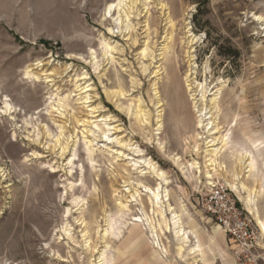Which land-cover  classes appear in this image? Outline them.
<instances>
[{"label": "rangeland", "instance_id": "374dc122", "mask_svg": "<svg viewBox=\"0 0 264 264\" xmlns=\"http://www.w3.org/2000/svg\"><path fill=\"white\" fill-rule=\"evenodd\" d=\"M118 1L0 0V264H99L94 249L105 248L106 263L125 264L127 232L148 228L131 224L143 210L166 263L187 264L194 254H180L152 211L142 185L158 181L133 165L141 159L165 171L186 227L219 238L232 257L203 203L209 182L231 186L240 172L264 218V0H128L135 10L130 20L121 10L124 22L108 11ZM211 139L219 164L208 171Z\"/></svg>", "mask_w": 264, "mask_h": 264}, {"label": "bare ground", "instance_id": "6f19581e", "mask_svg": "<svg viewBox=\"0 0 264 264\" xmlns=\"http://www.w3.org/2000/svg\"><path fill=\"white\" fill-rule=\"evenodd\" d=\"M135 4H136V2H134V1H133V4H129L128 0H119L117 4H111L109 6V8H108V11H109L110 14H111V12L113 10L115 12L118 11V17H117L116 20H119L120 22H124L122 20L121 15H120L121 10H123V14L126 17V20H130L131 19L130 15H131L132 11L135 10ZM106 46H107L108 49H112L113 48L109 44H106ZM159 59H163V58L161 57ZM166 71H167V69H166ZM157 72L159 73L160 70L157 71ZM27 74H29V71H27ZM50 74H52V73L50 72ZM49 77H48V81H51V79H49ZM188 82H189V80H188ZM187 86H188L189 90H192L191 83H188ZM158 93H159V91L157 90V94ZM213 101H216V98L213 99ZM164 104L165 103L162 102L161 99L158 100V108H160L159 115H158L159 116V118H158V122H159L158 129H162V128L164 129V127H165V122H164V119H163L164 108H162L164 106ZM216 108H218V107H216ZM7 110H11L9 104H7ZM204 117L205 116H203V114H200V118L198 119L196 125L194 124L196 126V129L203 128L204 120H205ZM196 136H197V138H199L200 132L197 131L196 132ZM221 142H222L223 146L227 145L228 144V138H222ZM216 144L217 143H216L215 139H211L210 141H208V146L207 147H209V149L206 150L207 153L205 155L206 161L208 162L207 166H211L210 169H208V171L214 170L215 167L217 166V164H219V162L217 160V156H216L218 154V149L219 148L215 147ZM64 148H63V150H64ZM194 148H196L197 152H199V150H200V146L199 145L196 144L194 146ZM176 160H177V162L180 161V157H177ZM133 165H135V167H142L141 173L143 175L144 174H148V173L153 174L154 175L153 177H155L156 180L158 181L157 185L155 187H153V188L150 187V186H147V185H142V186L144 188V191L150 193V200H151V203H152V206H153L152 211L153 212L156 211L157 213H160L162 215V218H164V220H165V225H166V230L167 231H171L172 229L174 230L175 236L178 238L177 240H179V250L178 251H180V254H182L186 250V248H188V249L190 248L189 251H190V253L194 254V256L195 255L199 256V255L203 254L202 253L200 239H199L198 235L193 230H191V229L186 227V225L184 224V221L182 220L181 215L178 213V211L176 210V208L173 206V204L170 201V194H169L168 189L165 186L166 184H169V181H168V179L166 177L165 171H163L161 169H158L156 164L151 162V161H149L148 159H141L139 161H135L133 163ZM188 166L199 168V162L195 161V162L189 163ZM246 167H250V169L254 168L253 159H251L249 161V163L246 165ZM239 173H237L235 175V178H234V180L231 183V186L233 188L230 185L229 186L235 192V194L237 193L236 195H238L239 199L241 198L244 201V203L247 206V208L252 213L256 214L257 221H258L257 224L259 225L262 233L264 234V218H262L261 215H260L259 208H258V206L255 203V198L252 197L251 194H248V195L246 194V187H245V185L243 183L240 182ZM207 176L209 178H212L213 174L208 173ZM213 184H214V182H209V185H213ZM128 190H130V189H128ZM136 196H141V192L136 190L135 193L132 194V197H136ZM122 207L125 208V207H128V205L124 204ZM249 210H248V212L251 214V212ZM167 211L170 214V218L166 216V212ZM143 215L144 216H142V215L133 216L132 217L133 221L131 222V224L140 225V224L143 223L144 220H146V222H147L146 225L148 226V228L147 229L145 228V230H149L151 232L150 237H152L153 247L155 248L154 249L155 250L154 254L161 253V252H162V254L163 253L166 254L167 249L163 246V244L160 241V236H159V234L157 232V226L153 223V221L150 219L149 215H147L145 210H143ZM110 223H109V225H111ZM80 224L81 225L84 224V227L86 228V230L84 231V235L86 236L88 234V231H87L88 223L85 220H82L80 222ZM111 227H112V229L113 228L115 229L113 224L111 225ZM65 231L67 232L69 237L73 238V236L71 235V232L68 229H65ZM109 233H110V231L107 228V229L104 230V233L101 234V237L102 238H107ZM192 235H195V236H192ZM118 236H119V234H118ZM115 237H116V233H115ZM192 237H196L197 238L196 239L197 240L196 244H194V245H191V243H192L191 238ZM87 246L89 248H91V252H92L93 249H92V245H91L90 239H88V241H87ZM106 247H108V246H106ZM94 248H95V246H94ZM120 251H121V249H120ZM94 252L99 254V256H98V263L99 264L100 263L101 264H109V263H106V261H107V248L99 250V251H98V249H94ZM118 257L120 258V261H121L120 255H118ZM197 260H198V257H197ZM62 261H66V260L62 259ZM113 261L114 260H111L110 263H112ZM113 264H115V263H113Z\"/></svg>", "mask_w": 264, "mask_h": 264}, {"label": "built area", "instance_id": "2783aa9c", "mask_svg": "<svg viewBox=\"0 0 264 264\" xmlns=\"http://www.w3.org/2000/svg\"><path fill=\"white\" fill-rule=\"evenodd\" d=\"M203 201L210 218L223 229L235 264H264V234L233 190L213 184Z\"/></svg>", "mask_w": 264, "mask_h": 264}, {"label": "crops", "instance_id": "0c3cea01", "mask_svg": "<svg viewBox=\"0 0 264 264\" xmlns=\"http://www.w3.org/2000/svg\"><path fill=\"white\" fill-rule=\"evenodd\" d=\"M195 231L202 240L203 254L199 256L195 255L196 257L194 256V258L190 257L184 259L187 260V264H215L217 258L220 259L223 264H235L234 258L225 249L219 238L210 234L207 238L203 237L202 228ZM146 233V230H143L142 228H132L127 232L126 244L124 248L121 249V258H123L122 260H124L125 264H167L160 253H152L150 258L145 257V244L148 237ZM222 239L225 240L224 234H222ZM191 258L193 259L192 262H190Z\"/></svg>", "mask_w": 264, "mask_h": 264}, {"label": "trees", "instance_id": "16d2710c", "mask_svg": "<svg viewBox=\"0 0 264 264\" xmlns=\"http://www.w3.org/2000/svg\"><path fill=\"white\" fill-rule=\"evenodd\" d=\"M224 55H230L229 53H224Z\"/></svg>", "mask_w": 264, "mask_h": 264}]
</instances>
